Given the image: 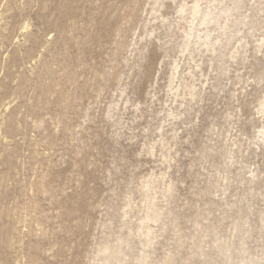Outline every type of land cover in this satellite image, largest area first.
Returning a JSON list of instances; mask_svg holds the SVG:
<instances>
[{
    "label": "rangeland",
    "instance_id": "374dc122",
    "mask_svg": "<svg viewBox=\"0 0 264 264\" xmlns=\"http://www.w3.org/2000/svg\"><path fill=\"white\" fill-rule=\"evenodd\" d=\"M194 1L0 0V264H264V0Z\"/></svg>",
    "mask_w": 264,
    "mask_h": 264
},
{
    "label": "bare ground",
    "instance_id": "6f19581e",
    "mask_svg": "<svg viewBox=\"0 0 264 264\" xmlns=\"http://www.w3.org/2000/svg\"><path fill=\"white\" fill-rule=\"evenodd\" d=\"M211 2H212V4L208 5L205 8H202L199 4V0H196L193 2L192 6L190 8V11L187 12V14H188V27L189 28L187 31L186 39H185L184 44H183L182 51L188 50L189 43L192 41V39H196V36L198 34V30L200 29L202 31V36L200 37L198 35V39L202 38L201 45H203L205 47V49L213 52V51H215V45L219 44L222 40L219 39L220 37H215L214 39H210L211 31H209V28L216 26L217 27L216 30L219 31L221 34H223L225 32V30L227 29L226 25L228 23L230 24L231 27L238 26L237 20L235 19L234 16H231V14H229L228 8H226L225 6L224 7L221 6L218 8V4L221 5L220 2L214 3V0H212ZM239 4H240V2L236 1L234 3V9L233 10H237L239 8ZM179 11L182 13L183 9L180 8ZM221 18H222V23H220ZM225 22H226V25L223 26V23H225ZM25 28H26V26L23 27V29H25ZM171 78H172V76H171ZM195 87L193 85H191L188 88V92H189V95L191 97L194 96ZM177 88H179V87H177ZM258 106H259L258 110L261 113H264V101L260 102L258 104ZM263 128H264V126H263ZM260 133L264 137V131L260 132ZM146 218L151 219L152 221H155L156 215L149 216ZM142 227H141V229H142ZM137 233H139V232H137ZM104 250H108V247H104Z\"/></svg>",
    "mask_w": 264,
    "mask_h": 264
}]
</instances>
